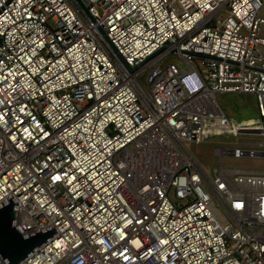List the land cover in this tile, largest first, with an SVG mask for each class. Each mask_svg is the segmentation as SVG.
I'll list each match as a JSON object with an SVG mask.
<instances>
[{
	"label": "built area",
	"instance_id": "2783aa9c",
	"mask_svg": "<svg viewBox=\"0 0 264 264\" xmlns=\"http://www.w3.org/2000/svg\"><path fill=\"white\" fill-rule=\"evenodd\" d=\"M83 1L96 21L0 0V203L58 232L19 264H264V169L224 165L264 150L218 149L212 175L186 146L264 145V0ZM218 93L255 95L259 125Z\"/></svg>",
	"mask_w": 264,
	"mask_h": 264
},
{
	"label": "rangeland",
	"instance_id": "374dc122",
	"mask_svg": "<svg viewBox=\"0 0 264 264\" xmlns=\"http://www.w3.org/2000/svg\"><path fill=\"white\" fill-rule=\"evenodd\" d=\"M226 14L227 8L220 12L218 17H225ZM260 14L264 16V7ZM217 100L226 115L237 124L248 120L251 121L248 125L249 127L259 125L257 121H259L260 116L255 95L251 93H218ZM262 141L263 138L258 134H224L213 132L209 139L200 143L187 144L186 146L202 166L214 175L215 169L219 168L221 163L220 155L217 152L218 149L239 147L242 149L264 150V145L260 144ZM224 165L230 168L264 169V157L236 158L228 155L224 159Z\"/></svg>",
	"mask_w": 264,
	"mask_h": 264
},
{
	"label": "water",
	"instance_id": "95a60500",
	"mask_svg": "<svg viewBox=\"0 0 264 264\" xmlns=\"http://www.w3.org/2000/svg\"><path fill=\"white\" fill-rule=\"evenodd\" d=\"M75 1L92 21H96L83 0ZM98 28L124 65L133 71L135 68L128 65L125 58L118 52L117 48L109 39L106 30L102 26H98ZM198 56L208 57L204 54H198ZM244 132L249 133L251 131L246 130ZM17 217L18 202L11 194L0 203V255L7 264H19L27 256L35 252L39 246L58 233L54 226H50L23 234L16 226Z\"/></svg>",
	"mask_w": 264,
	"mask_h": 264
}]
</instances>
